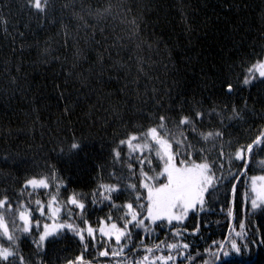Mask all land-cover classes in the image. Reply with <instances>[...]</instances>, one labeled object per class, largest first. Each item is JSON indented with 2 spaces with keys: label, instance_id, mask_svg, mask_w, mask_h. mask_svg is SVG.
Here are the masks:
<instances>
[{
  "label": "snow or ice",
  "instance_id": "snow-or-ice-1",
  "mask_svg": "<svg viewBox=\"0 0 264 264\" xmlns=\"http://www.w3.org/2000/svg\"><path fill=\"white\" fill-rule=\"evenodd\" d=\"M15 7L17 13L12 16V5L0 4V29L13 45V56L24 52L23 41L26 34H32L33 25H61L58 35L62 46L71 43L73 57L78 59L82 55L75 46L78 40L103 48L110 28L102 25L108 20L127 24L128 34L116 36L105 49L106 56L98 55L96 63L111 64L108 71H124V91L134 95L135 102L131 107L117 104L106 109L113 119L100 124V156L93 162L95 175L91 180L95 187L89 186L87 193L70 190L71 177L65 179L58 165L82 152L88 155L84 149L96 140L91 131L71 124L49 128L46 134L40 133L39 143L26 142L23 147L15 144L14 151L0 158V163L7 162L12 169L0 173V184L5 185L0 188V264H49L50 252L66 239L75 242L78 254L63 257V264H229L233 254L239 256L241 245L231 232L224 239L212 240L202 253L189 237L199 236V216L219 199V194L230 195L234 205L237 185L247 183L242 178L247 177L250 163L264 154V125L256 123L264 121V109L248 106L250 99L264 104V31L259 32L262 43L258 52L257 45L253 46L251 60L233 63L214 78L205 74L197 88L191 89L174 78L178 75L175 67L167 80L149 75L145 69L151 64L136 54L145 46L142 33L151 26L147 5L140 11L136 0H95L94 4L88 0H18ZM64 20H76L78 27L73 30L70 24L62 23ZM260 22L264 27V12ZM81 30L83 36L79 35ZM17 38L20 44L15 43ZM122 40L133 44L127 63L113 59V51L117 57L122 50L128 51ZM44 44L41 62L47 63L51 49L47 40ZM35 46L40 48L39 43ZM21 67L22 62L8 72L11 95L16 90L21 94L27 91L19 84L26 77L11 74ZM78 67L77 62L62 69L66 77L63 86L79 83L84 99L91 100L95 95L91 69L86 74L77 72ZM141 78L147 83L141 84ZM257 82L260 88L256 96L240 95L245 89L256 88ZM6 91L0 90V94ZM233 97H239L241 103ZM97 106H102L99 98L90 107ZM73 110L71 106L64 108L65 120H70ZM32 112L35 125L38 109ZM244 125L252 134L237 136ZM36 169L40 171L28 174ZM250 179L254 193L250 207L256 210L264 207V175ZM243 198L248 200L247 192ZM228 215H233L232 207ZM190 217H197L191 229L186 223ZM242 235L235 233V237ZM254 236L253 232L246 237L245 252L247 241ZM258 243L264 245V239Z\"/></svg>",
  "mask_w": 264,
  "mask_h": 264
},
{
  "label": "trees",
  "instance_id": "trees-1",
  "mask_svg": "<svg viewBox=\"0 0 264 264\" xmlns=\"http://www.w3.org/2000/svg\"><path fill=\"white\" fill-rule=\"evenodd\" d=\"M17 2L18 0H0V4L12 5V16L17 13L15 7ZM88 2L94 4L95 0H88ZM136 3L140 11L144 10L145 5L148 6L147 19L151 22L150 28L141 35L145 46H142L136 54L142 56L146 63L151 64V68H146L145 71L151 76H159L160 80L169 79V73L175 67L178 75L174 78L184 82L185 87L196 89L201 77L205 74L214 78L216 73L227 71V66L233 63L240 64L241 61L251 60L253 46L257 45L255 50L258 52V45L262 43L259 40V32L264 31L260 22V16L264 12V0H136ZM244 5H247V8L243 7ZM4 11L7 14V8ZM131 19L130 16L129 20ZM62 23L70 24L73 30H76L79 24L76 20H64ZM88 23L91 24L93 21L89 20ZM102 26L110 28L105 33L109 39L104 47L100 48L80 39L75 45L82 50V55L78 59L73 57L71 43L62 46V37L58 35L61 27L59 24L55 26L47 24L42 28H36L33 25L32 34H26L27 39L23 41L24 52H17L16 56L12 55L13 45L0 29V90H9L0 94V158L5 153L14 151L15 144L23 147L26 142L39 143L40 133L46 134L49 128H63L71 124L76 129L91 131L96 136V140L84 149L88 155L85 156L82 152L76 157L61 161L58 165L65 179L71 177L70 190L84 193L89 191V186L95 187L91 180L95 175L93 162L100 156L97 150L99 136L103 135L100 124L105 120L113 119L112 113L106 109L117 104H120L122 108L131 107L135 102V96L124 91L125 72L108 71L111 64L96 63L98 55L106 56L105 49L109 44L114 43L116 36L128 34L129 26L119 20H108ZM79 35L83 36L84 32L81 30ZM99 39L97 37V40ZM46 40L51 54L47 57L48 62L42 63L44 57L40 53L45 47ZM15 43H21L19 38ZM37 43L40 44L39 49L35 46ZM121 44L127 45L128 51L122 50L119 57L113 51V59H120L127 63L129 53L133 51V44L128 40H122ZM29 45L31 47H28ZM146 45H151V48ZM21 62L23 67L20 71H12L11 74L26 77V79H20L19 84L27 91L21 94L16 90V94L11 95L13 89L9 84L8 72L14 65ZM77 62L79 63L77 72L89 74L87 70L91 69L90 83L95 89V95L91 100L84 99L79 83L69 82L66 87L63 86L66 77L62 69ZM244 67L247 65L245 64ZM239 72L240 69L237 68L236 74L238 75ZM144 83L147 81L141 78V84ZM57 84L61 87L56 88ZM152 86L153 84H149V87ZM155 86L158 87L159 84L156 83ZM259 88L260 85L257 82L256 88L245 89L240 95L256 96ZM140 91L143 92V87ZM60 92L64 95L60 96ZM97 98L100 99L102 106L92 109L90 106ZM233 99L237 104L241 103L239 97H233ZM66 106L74 109L70 120H65L63 116ZM248 106L255 107L257 110L264 109V104L254 103L251 99L248 101ZM33 108L38 109V120L35 125L33 121L36 116L32 112ZM58 120L62 121L60 125L56 123ZM93 122H98L96 127H90ZM256 123L257 126L264 125V121L257 120ZM41 124L46 127L42 128ZM247 128L248 126L244 125L237 132V136L251 135ZM8 171H12L8 163H0V173ZM39 171L36 169L28 174H36ZM260 173H264V154L256 156L250 163L247 176ZM2 179L3 176L0 175V180ZM244 180L247 183L239 185L236 197L235 228L231 230V216L228 215V208L232 207L231 197L219 194V199H214L206 206V211L199 216L201 223L199 236L189 237V239L196 243L202 253L203 248L208 247L212 240L224 239L231 232L232 238L237 239L241 245V254L239 256L233 254L229 264H264V245L258 243L259 240L264 239V207L251 209L252 193L249 192L247 177H244ZM3 187L5 185L0 184V188ZM244 192L248 193L247 201L243 198ZM61 193L64 198L63 189ZM43 196L44 193L41 192V198ZM221 204L224 205L223 209L220 207ZM97 215H103V212H98ZM196 222L197 217H190L186 223L191 229ZM205 222L208 224L207 227ZM235 232H241L243 235L235 237ZM253 232L255 236L247 241L248 248L245 252L243 247L245 239L251 237ZM68 235L70 237L71 234ZM55 248L54 252H50L49 264H63V257L78 254L76 244L71 239L58 242ZM193 254L195 255V252ZM197 264L200 262L198 261Z\"/></svg>",
  "mask_w": 264,
  "mask_h": 264
},
{
  "label": "rangeland",
  "instance_id": "rangeland-1",
  "mask_svg": "<svg viewBox=\"0 0 264 264\" xmlns=\"http://www.w3.org/2000/svg\"><path fill=\"white\" fill-rule=\"evenodd\" d=\"M261 175H264V173H260V174H255V175H249V176H247V180H248V188H249V192H251L252 193V196L254 195V193L252 192V186H251V177L252 176H257V177H259V176H261ZM242 179H244V178H242ZM240 185V184H239ZM238 188H239V186H238ZM235 203H236V200H235ZM234 203V206L236 205ZM232 219V218H231ZM235 220H236V215H235V209H234V217H233V222L230 220V224L231 223H233V226L231 227V230H233L234 228H235ZM236 233V232H235ZM230 250V249H229Z\"/></svg>",
  "mask_w": 264,
  "mask_h": 264
},
{
  "label": "water",
  "instance_id": "water-1",
  "mask_svg": "<svg viewBox=\"0 0 264 264\" xmlns=\"http://www.w3.org/2000/svg\"><path fill=\"white\" fill-rule=\"evenodd\" d=\"M238 186H239V184L237 185V188H238ZM232 208H233V215L231 216V221L233 222V217H234V209H235V206L232 204ZM233 226V223H231V226L230 227H232Z\"/></svg>",
  "mask_w": 264,
  "mask_h": 264
}]
</instances>
